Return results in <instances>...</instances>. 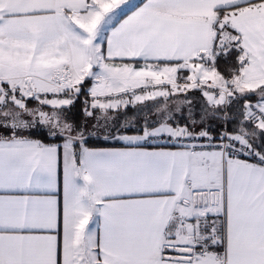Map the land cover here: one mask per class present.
<instances>
[{
	"label": "snow or ice",
	"instance_id": "6c2138e0",
	"mask_svg": "<svg viewBox=\"0 0 264 264\" xmlns=\"http://www.w3.org/2000/svg\"><path fill=\"white\" fill-rule=\"evenodd\" d=\"M0 264H264V0H0Z\"/></svg>",
	"mask_w": 264,
	"mask_h": 264
}]
</instances>
